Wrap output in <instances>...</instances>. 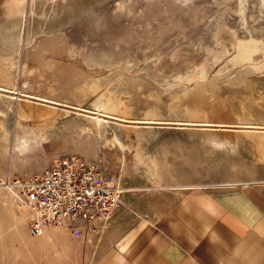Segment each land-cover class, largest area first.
<instances>
[{"label": "rangeland", "instance_id": "rangeland-1", "mask_svg": "<svg viewBox=\"0 0 264 264\" xmlns=\"http://www.w3.org/2000/svg\"><path fill=\"white\" fill-rule=\"evenodd\" d=\"M71 154L134 190L264 183V0H0V178ZM13 205L0 264L106 246L100 217L31 235Z\"/></svg>", "mask_w": 264, "mask_h": 264}, {"label": "crops", "instance_id": "crops-1", "mask_svg": "<svg viewBox=\"0 0 264 264\" xmlns=\"http://www.w3.org/2000/svg\"><path fill=\"white\" fill-rule=\"evenodd\" d=\"M120 183V203L101 224L106 246L90 264H264V183L150 190ZM8 215L11 222L0 224V256L16 257L14 242H26ZM76 247L66 241V259L51 255L47 264H72Z\"/></svg>", "mask_w": 264, "mask_h": 264}, {"label": "built area", "instance_id": "built-area-1", "mask_svg": "<svg viewBox=\"0 0 264 264\" xmlns=\"http://www.w3.org/2000/svg\"><path fill=\"white\" fill-rule=\"evenodd\" d=\"M0 185L24 214L31 235L65 227L87 214L108 220L124 192L117 175L76 154L57 157L46 169L29 176L1 177Z\"/></svg>", "mask_w": 264, "mask_h": 264}, {"label": "bare ground", "instance_id": "bare-ground-1", "mask_svg": "<svg viewBox=\"0 0 264 264\" xmlns=\"http://www.w3.org/2000/svg\"><path fill=\"white\" fill-rule=\"evenodd\" d=\"M2 88V87H1ZM119 177H120V175H119ZM120 179V178H119ZM13 210V209H12ZM15 213V212H14ZM20 213V212H19ZM16 214H17V212H16ZM21 214V216L23 217V220H25V216H24V214L23 213H20ZM17 216V215H16ZM105 221H107V220H104L103 221V223L105 222Z\"/></svg>", "mask_w": 264, "mask_h": 264}]
</instances>
